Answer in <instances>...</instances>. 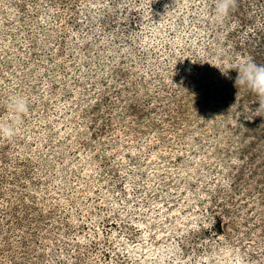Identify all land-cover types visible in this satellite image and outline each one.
<instances>
[{
  "label": "rangeland",
  "instance_id": "obj_1",
  "mask_svg": "<svg viewBox=\"0 0 264 264\" xmlns=\"http://www.w3.org/2000/svg\"><path fill=\"white\" fill-rule=\"evenodd\" d=\"M215 3L0 0V264H264V0Z\"/></svg>",
  "mask_w": 264,
  "mask_h": 264
},
{
  "label": "clouds",
  "instance_id": "obj_2",
  "mask_svg": "<svg viewBox=\"0 0 264 264\" xmlns=\"http://www.w3.org/2000/svg\"><path fill=\"white\" fill-rule=\"evenodd\" d=\"M235 5V0H216L212 14L205 19L211 23H222ZM237 76L235 86H243L259 97V103L264 106V64L257 63L251 57L242 58L235 67ZM9 107L16 116H20L27 110V99L23 96H13L10 98ZM0 132L7 137L15 135L14 123H0Z\"/></svg>",
  "mask_w": 264,
  "mask_h": 264
},
{
  "label": "trees",
  "instance_id": "obj_3",
  "mask_svg": "<svg viewBox=\"0 0 264 264\" xmlns=\"http://www.w3.org/2000/svg\"><path fill=\"white\" fill-rule=\"evenodd\" d=\"M216 201H218V204L216 203L217 207H220V209H222L224 211V214H221L222 211H220L216 215V218L218 220V225H219V231H221V224L223 222V218L225 217V215H227L229 213L230 210H229V208L227 206H224L223 204H221V202H219V200L216 199Z\"/></svg>",
  "mask_w": 264,
  "mask_h": 264
}]
</instances>
